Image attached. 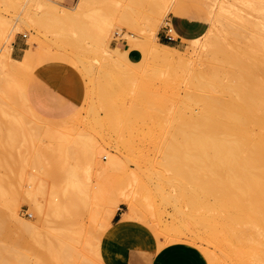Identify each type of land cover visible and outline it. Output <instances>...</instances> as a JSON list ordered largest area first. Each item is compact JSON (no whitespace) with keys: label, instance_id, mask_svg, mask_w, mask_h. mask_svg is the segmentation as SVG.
<instances>
[{"label":"rangeland","instance_id":"374dc122","mask_svg":"<svg viewBox=\"0 0 264 264\" xmlns=\"http://www.w3.org/2000/svg\"><path fill=\"white\" fill-rule=\"evenodd\" d=\"M0 1V61L6 50L12 55L15 42L23 41L26 49L21 60H7L0 72V196L7 194L15 203L18 221L12 231L17 264H107L104 256L110 257L106 250L114 232L107 224L125 213L126 198L135 202L137 209L131 225L147 230L161 254L172 256L175 264H206L205 258L211 264L203 250L217 254L213 245L190 239L196 232L205 235L206 231L204 226L198 230L192 227L196 216L193 167L165 160L148 149L144 121L134 118L128 129L124 125L130 118L118 111L140 107L145 82L131 77L132 73L140 74L141 67H117L110 54L119 55L125 42L131 48L127 33L149 34L144 16L146 19L154 4L155 16L166 0L163 4L161 0H137L141 6L137 5L136 15L130 16L136 19L135 30L120 23L129 0H87L76 11L80 13L76 23L57 20V14L51 18L47 3L54 4L53 13L57 7L59 14H73L75 11L67 9L80 0H41L44 3L37 4L44 6L39 10L29 0ZM174 1L167 0L166 11L155 16L158 23L151 38L157 43L158 32L174 16L169 10ZM195 1L184 4L199 7L202 13L209 11L204 7L211 5L204 2L207 0ZM46 5L49 18L48 13L44 15ZM215 6L219 7L218 2ZM106 32L110 50L101 44ZM167 46L189 55L188 63L207 57L206 52V56L193 52L192 40ZM37 70L77 100L79 106L73 115L47 121L32 112L24 90ZM110 74L115 80L120 78L115 81ZM103 75L108 83L113 81V88L110 83L107 86ZM109 88L115 89L111 95ZM100 89L106 93L104 97L109 96L107 100ZM198 199L207 201L204 196L198 195ZM111 208L116 211L108 221ZM158 231L170 235H156ZM216 264L226 263L219 259Z\"/></svg>","mask_w":264,"mask_h":264},{"label":"bare ground","instance_id":"6f19581e","mask_svg":"<svg viewBox=\"0 0 264 264\" xmlns=\"http://www.w3.org/2000/svg\"><path fill=\"white\" fill-rule=\"evenodd\" d=\"M38 1L44 3L29 0L34 8L36 4V9H43L44 5L39 3V6ZM86 1L80 0L75 7L67 9L75 11L73 14L57 13L55 6L58 4L54 6L53 13L54 4L50 5L49 1L47 5L52 9L46 5L44 15L48 13V17L50 9L51 18H54L52 14L55 18L59 15L57 20L76 23L80 14L76 11L82 9ZM129 1L120 23L135 30L136 19L134 21L130 16L136 15L135 8L141 4L137 0ZM185 1L171 2L170 13L196 19L203 17L212 24L202 40H192L193 52H200L202 56H206V52L207 57L200 61L198 54L199 62L194 65L186 61L189 55L183 51L154 41L151 37L156 31V17L166 11L167 0L164 4L162 2L164 12L159 8L156 17L153 11L156 5H152L146 19L144 16L149 34L143 36L136 32V35H125L132 43L130 49L138 50L141 57L132 62L127 58L126 50L119 55L110 54L117 67H141V73H132L131 77H139L145 82L140 107H122L118 111H123L122 115L130 118L124 125L128 129L134 118L144 121V142L148 149L165 160L185 162L193 167L196 216L192 227L196 230L204 226L206 231L205 235L196 232L194 239L193 236L190 239L213 245L217 254L207 248L203 250L211 264H216L219 259L226 264H264V0L204 1L211 3L210 6H204L202 1L201 5L209 10L206 13H202L199 7L185 5ZM217 2L218 8L215 6ZM30 7L28 9L33 6ZM107 33L101 44L110 50L105 39ZM0 35L2 37L1 32ZM11 58V50L8 49L0 61V72ZM107 79L104 78L109 87L113 81L108 83ZM111 89L110 95L115 91ZM100 90L103 92L101 96L107 100L108 94L105 98L106 93ZM0 192L3 195V190ZM198 195L199 198L206 197L207 201L198 199ZM5 196H0V264H17L19 257L12 226L18 220L13 197L10 199L8 196V199ZM123 201L127 210L121 219L117 224L111 221L107 224L114 232L131 225L136 218L135 202L127 198ZM115 211L111 208L106 213L108 221ZM162 233L158 231L156 235ZM169 235L165 236L168 238ZM104 258L107 264H114L110 257ZM85 262L81 264H93Z\"/></svg>","mask_w":264,"mask_h":264},{"label":"crops","instance_id":"0c3cea01","mask_svg":"<svg viewBox=\"0 0 264 264\" xmlns=\"http://www.w3.org/2000/svg\"><path fill=\"white\" fill-rule=\"evenodd\" d=\"M172 15L174 16L168 19L167 25L157 34V40L161 44L176 43L177 45L181 41L198 39L207 32L208 24L203 19ZM168 36L171 40H168ZM120 46L127 51V58L130 61L135 62L139 59L138 50L129 49L126 42ZM24 47L23 41L15 42L12 58L21 60L26 50ZM24 94L32 112L47 121L65 118L68 114L73 115L79 106L74 97L61 90L41 70H37L30 76L25 84ZM120 219L118 218L113 224H117ZM109 254L114 264H175L170 260L172 256L158 251L155 239L147 230L135 225L124 226L113 233L109 244ZM205 263L208 264L206 258Z\"/></svg>","mask_w":264,"mask_h":264},{"label":"built area","instance_id":"2783aa9c","mask_svg":"<svg viewBox=\"0 0 264 264\" xmlns=\"http://www.w3.org/2000/svg\"><path fill=\"white\" fill-rule=\"evenodd\" d=\"M22 37L25 38V36H22ZM170 38H171V37L168 36V40H171Z\"/></svg>","mask_w":264,"mask_h":264}]
</instances>
